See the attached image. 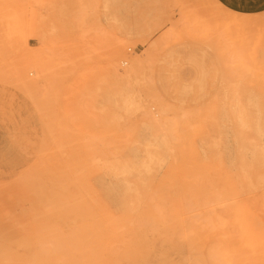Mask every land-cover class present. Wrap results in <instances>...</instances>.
<instances>
[{
	"label": "rangeland",
	"instance_id": "1",
	"mask_svg": "<svg viewBox=\"0 0 264 264\" xmlns=\"http://www.w3.org/2000/svg\"><path fill=\"white\" fill-rule=\"evenodd\" d=\"M130 59L133 72L119 78L129 90L128 107L122 109L108 103L104 82L108 69L122 72ZM37 70L35 86L21 82L20 73L33 79ZM88 81L94 83L92 104L80 97ZM262 81L264 0H0V153L11 140L21 139L32 159H75L79 147L88 152L106 141L107 127L118 126L106 125L109 111L132 128V143L167 142L166 128H186L193 130L188 140L198 147L204 142L198 130L206 128L212 136L211 114L223 112L217 101L233 94L232 85ZM240 93L254 95L252 89ZM91 158L98 156L93 152ZM4 165L0 161V184L9 183ZM39 177L16 193L0 185V210L14 201L26 204ZM101 178L89 181L96 184ZM49 200L46 194L39 205ZM199 211L193 206L185 214L198 219ZM179 216L172 209L166 218L173 233ZM165 227L157 229L173 239ZM92 244L98 247L82 249L83 243L72 241L75 256L62 264L88 262L100 251L108 264H133L122 243H113L114 249L105 242ZM166 249L175 255L172 247Z\"/></svg>",
	"mask_w": 264,
	"mask_h": 264
},
{
	"label": "bare ground",
	"instance_id": "2",
	"mask_svg": "<svg viewBox=\"0 0 264 264\" xmlns=\"http://www.w3.org/2000/svg\"><path fill=\"white\" fill-rule=\"evenodd\" d=\"M134 63L130 59L122 72L108 69L104 91L112 106L128 107L129 90L119 78L129 77ZM19 76L23 84L35 86L40 73L33 79ZM244 88L254 95H242ZM231 91L226 100L217 101L223 112L209 117L214 136L206 128L198 130L204 138L198 147L188 140L193 130L186 128H166L167 142L132 143V128L110 111L106 125L118 126L106 128V141L88 152L79 147L77 157L66 162L53 156L32 159L23 140H11L0 153L9 183L0 185L16 193L29 189L35 175L42 180L26 204L14 201L0 210V264H62L75 256L70 254L72 241L88 250L98 247L92 243L112 248L113 243L123 247L127 242L124 248L133 264H264V81L233 84ZM80 94L92 104L94 83L86 82ZM93 152L97 160L91 158ZM90 177L102 178L94 184ZM105 177L112 184H105ZM46 194L49 205H39ZM193 206L200 209L198 219L185 214ZM172 209L181 213L174 233L166 223ZM160 225L174 238H164ZM100 253L82 264H108Z\"/></svg>",
	"mask_w": 264,
	"mask_h": 264
}]
</instances>
